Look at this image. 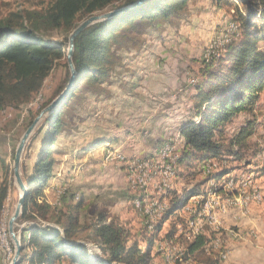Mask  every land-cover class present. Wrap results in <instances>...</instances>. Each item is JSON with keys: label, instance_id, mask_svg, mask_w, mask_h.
Listing matches in <instances>:
<instances>
[{"label": "rangeland", "instance_id": "rangeland-1", "mask_svg": "<svg viewBox=\"0 0 264 264\" xmlns=\"http://www.w3.org/2000/svg\"><path fill=\"white\" fill-rule=\"evenodd\" d=\"M234 1L239 0H187L175 15L137 21L134 26H126L119 31L111 43L105 80L82 88L76 97L60 109L64 126L50 146L49 158L54 161L52 172L42 187V197L37 198L38 201L48 203L51 211L46 220H36L39 226L59 227L54 219L60 213L77 215L80 225L84 226L96 221L99 214L117 216L119 224L129 229L130 238L139 237L138 244L145 250L147 237L154 232L147 229L146 217L134 204L140 195L136 183L140 178V182L144 181L146 189L151 193L154 186L160 185L165 173L171 170L169 159H163L160 152L166 145L180 148L178 144H181L179 140L182 138L179 129L193 118L192 105L195 101L196 85L206 78L203 75L205 65L212 62L213 58L220 59L222 55L223 63L228 64L225 60L226 49L212 48L222 47L220 44L227 41L230 43L241 32V22L236 19L245 12V7L239 4L237 8ZM47 2L48 0H0V18L17 9L42 8ZM111 10L108 8L94 14ZM85 18L77 21L76 25ZM72 30L73 28L70 32ZM70 32L51 30L45 34L44 37L51 41L64 42L65 57L55 62L40 89L28 101L0 110V189L3 186L7 188V195L0 208V226L7 229L13 249L7 261L0 243V264H9L14 255L8 222L21 195L13 174L15 149L33 119L58 96L64 81L70 77L66 59ZM183 51H186L185 55L182 54ZM166 54L175 59L174 64L164 60ZM218 62L215 61L213 65L217 66ZM150 73L153 75L148 76ZM169 74L174 76L170 75V78ZM45 120L32 132L21 155L19 172L27 188L33 187L27 185V177L31 175L33 164L43 148L46 128L41 129ZM249 125L251 133L241 138L236 145L239 158L225 155L211 166L205 160L212 158L202 160L198 166L197 163L189 165L188 168L175 165L174 171L171 170L170 189L167 192L169 205L173 196L181 195L196 183H200L199 193L204 191L208 185V175L212 173L221 175L215 181L220 187L225 186L227 179H233L234 185L238 186L243 183L242 179L250 177L252 189L264 186V172H260L264 167V89L252 104L247 105L245 110L234 115L225 124V141ZM137 164H145L149 172L139 173L135 168L138 167ZM204 165L209 166L207 175ZM236 192L242 196L240 192ZM152 193L148 194L150 199L156 197V193ZM220 196L226 198L225 193ZM159 197L160 200L163 199V196ZM193 197L195 196L191 195L184 204L190 203L195 208ZM196 199L200 200L198 197ZM180 208L177 214L166 220H176L174 237L168 239L165 234L161 236V229L157 236H152L153 254H150V264H193L191 260L187 263L185 261L191 259L186 254L185 241L194 237H185L179 230L185 228L190 215L184 213L183 209L182 213L179 212ZM29 223L33 222L17 224L16 220L14 224L21 244L20 229ZM204 228L207 235L214 232L211 226ZM88 234L86 228L78 235L90 251L100 253V249L90 238H83ZM214 239H209L203 249L211 245L217 247ZM219 240L221 242H218V246L222 248L225 243L229 244V238L223 232L220 233ZM31 253V248H22L18 264H32ZM53 264L68 263L61 260Z\"/></svg>", "mask_w": 264, "mask_h": 264}, {"label": "trees", "instance_id": "trees-1", "mask_svg": "<svg viewBox=\"0 0 264 264\" xmlns=\"http://www.w3.org/2000/svg\"><path fill=\"white\" fill-rule=\"evenodd\" d=\"M136 1L48 0L42 8L21 9L22 11L17 9L0 18V110H2L28 101L32 94L40 89L55 62L65 57L64 42L49 40L44 37L47 32L62 30L68 33L75 27L77 21L88 15L108 8L121 10L112 17L91 24L75 37L72 54L75 75L72 84L42 126L41 130L46 128L43 148L33 164L31 175L27 177V185L33 187L28 188L22 214L17 219V224L33 222L25 224L20 233L23 248L29 247L32 250L30 258L32 264H53L61 260H66L68 264H150L152 236L154 234L157 236L162 224L177 214V210L191 195L202 194V191L199 193L200 183H196L193 188L184 190L181 195L173 196L171 204L155 227L156 231L147 237L145 250H142L137 239L130 238L129 229L119 224L117 216L107 217L99 214L96 221L84 226L80 225L77 215L60 213L61 215L54 219V223L59 227L39 226L36 223L37 219L46 220L51 211L48 203L38 201L37 198L42 197V187L52 172L54 161L49 158V150L55 136L64 126L61 107L76 97L82 88L91 87L105 80L111 43L120 30L126 26H134L137 21L168 18L175 15L187 2V0H144L139 3ZM239 4L245 7V12L239 14L236 19L241 22V32L239 37L230 43L225 42L221 47L226 49L225 60L228 64L223 63L222 55L220 59L213 58L212 62L205 65L203 75L206 78L196 85L195 101L192 105L193 118L181 125L179 130L182 139L179 140L181 144H178L180 148L177 167L182 165L188 168L194 163L198 166L204 159L222 160L225 155L239 158L236 145L241 138L251 133L249 125L227 141L223 137L225 124L234 115L245 110L247 105L252 104L259 92L264 89V0L234 1L237 8ZM215 61H219L217 66L213 65ZM69 79L70 77L64 81L61 91ZM177 172L180 174V171ZM260 172H264V167ZM208 176L220 178L221 175L212 173ZM219 192L223 191L220 189ZM6 195L7 188L3 186L0 189V208ZM163 198L167 200V194ZM185 205L179 212L182 213ZM78 206L79 203L76 207ZM174 220L164 233L165 238L174 237L176 221ZM86 228L89 234L83 238H90L100 249V253L90 251L84 240L79 237L81 230ZM25 233L28 234L25 236ZM189 237L194 238L185 241L186 254L199 255L208 238L201 234Z\"/></svg>", "mask_w": 264, "mask_h": 264}, {"label": "bare ground", "instance_id": "bare-ground-1", "mask_svg": "<svg viewBox=\"0 0 264 264\" xmlns=\"http://www.w3.org/2000/svg\"><path fill=\"white\" fill-rule=\"evenodd\" d=\"M233 28H235V27H233ZM220 46H223V44H220ZM216 48L218 49L221 47H215V49ZM212 49H214V48H212ZM218 51L219 50H217V52ZM213 53L215 54V52H213ZM213 56H215V55H212V57ZM164 148L161 150L160 155H163L164 156L163 159H165V160L169 159V166H170L171 170L174 171L176 162L178 160V155H176V156H170V155L173 154L175 148L173 146L171 147V146H167V145ZM205 161L208 162V165L211 166V164L212 165L215 164L214 162L216 160L210 159V160H205ZM144 165L145 164H140V165H138V167H135V168H141ZM171 170H170V173H168V175H166V173H165L164 179L161 180L162 182L160 183V185L154 186L153 189L151 190V193H149L150 190L146 189V183L143 181V183H142L143 192H141L140 195L138 194L139 198H136V201H134L135 206L139 210H141L140 212L143 213V215L146 217V221H148L147 222V229L149 231H153V232L156 231L155 227H156L158 220L160 218H162L163 214L168 209L169 204H168L167 200H165V198L160 200L159 196L165 197L168 190L170 189L169 179H170V175L172 174ZM148 172H149V169H148ZM207 174H209V173H206V175ZM152 175H154V174H152ZM165 178H166V184H164ZM133 179H135V178H133ZM250 179H251V177L247 178V179H242L243 183L240 182L241 184L238 186H236L237 184L234 185L233 179H227L225 186L220 187V185L217 184V182H215L216 180H219V178H215L214 176L209 178L208 185L206 184L207 186L204 189V191H202V194L195 196V197L200 198V200L196 199V201H195L196 207L194 208V212H191V208H189L190 203L185 205V207L183 208V212L190 215V218L187 220V222L185 224V228L179 229L180 232H182L184 236H189V235H193V234H197V235L201 234L202 235L204 233V229H205L204 227L205 226H207V227L211 226L213 228L212 231H214V233L217 236V237H215L214 241L219 242L220 241L219 235H220L221 229L223 227V223L221 221L220 214L227 211V209L231 206H237L238 205L240 208L246 209L248 207V205H250V203H253V204L255 203L258 205H264V186H262V187L260 186L261 188L258 187L259 189H255L254 186H253L254 189H252L251 187L246 188V187L251 185ZM238 180H240V179H238ZM241 187H242V194H246V197L240 196V194L236 192V191H238L241 193ZM220 189H221V191H223V193H225L226 198H223L220 196V193H219ZM152 191L154 192V194L156 193L155 194L156 197H152V199H150V195H148V194H153ZM228 193H232V194L229 195ZM192 199L194 201V197ZM192 199H191V201H192ZM137 200H143L144 201V208H142V205H140V201H137ZM155 206H161V209L159 210L158 208H155ZM202 227H203V232H202ZM0 228H5V227L0 226ZM212 249L213 248H211V250ZM216 251H218V250H216Z\"/></svg>", "mask_w": 264, "mask_h": 264}, {"label": "crops", "instance_id": "crops-1", "mask_svg": "<svg viewBox=\"0 0 264 264\" xmlns=\"http://www.w3.org/2000/svg\"><path fill=\"white\" fill-rule=\"evenodd\" d=\"M184 52L186 53V51H183L182 54ZM165 56L167 57L164 60L169 61V64L175 61L170 54ZM151 75L153 74H148V76ZM170 75L172 74L168 75L170 78L174 76ZM219 193L224 194L223 192ZM220 216L223 223L221 232L229 238L230 246L225 243L224 248H222L221 246L216 247L210 244V247L202 248V252L199 255H189L191 259L185 260L186 263L191 260L193 264H264V206L250 204L247 209H242L239 206L229 207ZM168 222L170 221H166L162 225L161 236L166 232ZM27 234L25 233V236ZM202 235H205L208 241L211 238H215L214 232L212 234L210 232L208 235L203 233ZM211 248L213 249L211 250Z\"/></svg>", "mask_w": 264, "mask_h": 264}, {"label": "water", "instance_id": "water-1", "mask_svg": "<svg viewBox=\"0 0 264 264\" xmlns=\"http://www.w3.org/2000/svg\"><path fill=\"white\" fill-rule=\"evenodd\" d=\"M143 1L144 0H137L136 3L143 2ZM119 11L121 10L118 9V10H111V11L103 12L100 14H91L73 28V30L70 32L69 37H68V48L66 52L67 64L70 70L69 82L65 86V88L58 94V96L54 100H52L47 106H45L40 111V113L33 119L31 124L27 127V129L23 133L15 149V155H14V160H13V174H14L15 181L18 185V188L21 192V195L17 201L15 210L13 214L11 215L9 222H8V233H9L10 239L13 241V244H14V255L9 264L19 263V261L21 260V251L23 248L20 243V238L18 237L16 231L14 230V224L16 220L18 219V217H20V215L22 214V207L24 204V199L28 191V188L26 184L23 182L22 178L20 177V172H19V164H20V159H21V155L24 150V147L30 135L36 129L38 124L42 120L46 119V117L49 116L52 113V111L58 106V104L62 101V99L64 98V95L66 94V92L68 91V89L70 88L72 84V79L75 75L74 64L72 61L75 37L81 31H83L86 27L90 26L91 24H94L96 22L112 17L116 15V13H118ZM21 231H22V228L20 229V232Z\"/></svg>", "mask_w": 264, "mask_h": 264}, {"label": "built area", "instance_id": "built-area-1", "mask_svg": "<svg viewBox=\"0 0 264 264\" xmlns=\"http://www.w3.org/2000/svg\"><path fill=\"white\" fill-rule=\"evenodd\" d=\"M214 49H215V47H214ZM178 153H179L178 148H176L174 150L173 154H171L170 156H176V155H178ZM207 166L203 167V168H205V173L207 172ZM137 171L139 173L142 172L144 174V173L148 172V169H147L146 165H144L141 168H137ZM168 173H170V171ZM168 173H166V175H168ZM138 181L139 182H137L136 184L139 187V189H138L139 193H141V192H143V190H142V182H140V178H138ZM164 184H166V178L164 180ZM249 187H251V186H249ZM241 195L246 197V194H242V187H241ZM194 200H196V197H194ZM137 201H140V205H142V208H144V201L143 200H137ZM192 202L194 203L195 201H192ZM155 208H158L160 210L161 206H155ZM189 208H191V212H194V208L191 205H189ZM6 230L7 229H5V228H0V243H1V246L3 247L2 249L4 251V256H6V260L8 261L10 259L11 253L13 252V249H12V245H11V243L9 241V238H8ZM202 232H203V227H202ZM215 243L218 246V242H215ZM157 246H158V241H157Z\"/></svg>", "mask_w": 264, "mask_h": 264}]
</instances>
